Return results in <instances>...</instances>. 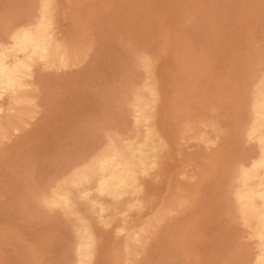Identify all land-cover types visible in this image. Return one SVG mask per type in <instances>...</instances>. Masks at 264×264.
I'll return each instance as SVG.
<instances>
[{
	"label": "rangeland",
	"instance_id": "374dc122",
	"mask_svg": "<svg viewBox=\"0 0 264 264\" xmlns=\"http://www.w3.org/2000/svg\"><path fill=\"white\" fill-rule=\"evenodd\" d=\"M40 1L0 0V44L38 18ZM55 10L70 57L36 59L23 103L0 98V264H77L75 216L42 198L112 138L136 135L137 92L156 82L147 59L164 85L157 109L173 107L174 93L179 134L174 123L159 126L171 162L150 173L141 209L122 205L100 227L91 264H257V240L215 181L256 149L232 135L248 129L241 96L250 102L264 74V0H56ZM136 232L126 258L123 242Z\"/></svg>",
	"mask_w": 264,
	"mask_h": 264
},
{
	"label": "bare ground",
	"instance_id": "6f19581e",
	"mask_svg": "<svg viewBox=\"0 0 264 264\" xmlns=\"http://www.w3.org/2000/svg\"><path fill=\"white\" fill-rule=\"evenodd\" d=\"M55 2L41 0L38 18L30 25L14 30L7 44H0V98L8 94L13 103H23L26 78L36 59L46 65H55L65 63L70 57L68 45L58 41L55 35ZM171 61L172 56H167L166 66ZM241 62L240 68H243L245 60L241 58ZM146 68L156 82L151 80L137 92L136 123L139 129L136 135L126 140L112 138L91 161L76 169L54 191L42 198L45 207H57L75 216L76 228L81 234L76 251L77 264L92 263L98 249L96 238L100 227L108 226L122 205L131 210L141 209L142 195L152 188L150 181H146L150 173L154 168H165L171 162L170 156L162 155L166 142L159 126L164 124L163 129L166 131L169 127L173 128L172 123L176 125L180 119V110L175 107L177 101L173 91L169 100L173 107L168 103L166 111L157 109V103L162 100L160 92L164 87L163 81L155 78L150 59L146 60ZM240 103L238 119L242 120L248 112L249 127L245 134L241 128L233 131L232 138L239 142L246 135L247 139H254L256 149L253 155L241 158L242 164L233 162L230 167L232 171L223 173L225 180H216L215 186L230 191L228 208L236 211L241 223L257 240L255 261L264 264V74L250 102L248 93L243 90ZM177 127V133L175 130V133L170 131L174 139L179 134ZM6 129L0 123V135L5 134ZM161 159H168L169 163ZM125 195L134 196L135 201L120 202L118 199ZM210 197L209 193L206 197L207 206L211 205ZM109 210L114 211V217H104ZM137 234L129 235L123 242L126 258L138 241Z\"/></svg>",
	"mask_w": 264,
	"mask_h": 264
}]
</instances>
